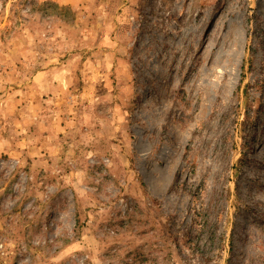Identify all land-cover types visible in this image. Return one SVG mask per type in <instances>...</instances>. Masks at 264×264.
Wrapping results in <instances>:
<instances>
[{
  "label": "rangeland",
  "instance_id": "obj_1",
  "mask_svg": "<svg viewBox=\"0 0 264 264\" xmlns=\"http://www.w3.org/2000/svg\"><path fill=\"white\" fill-rule=\"evenodd\" d=\"M0 264H264V0H0Z\"/></svg>",
  "mask_w": 264,
  "mask_h": 264
}]
</instances>
